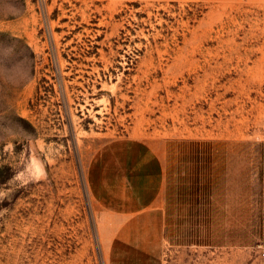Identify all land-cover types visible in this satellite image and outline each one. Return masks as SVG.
Here are the masks:
<instances>
[{"label":"rangeland","instance_id":"obj_1","mask_svg":"<svg viewBox=\"0 0 264 264\" xmlns=\"http://www.w3.org/2000/svg\"><path fill=\"white\" fill-rule=\"evenodd\" d=\"M127 140L163 190L123 224ZM121 252L264 264V0H0V264Z\"/></svg>","mask_w":264,"mask_h":264},{"label":"crops","instance_id":"obj_2","mask_svg":"<svg viewBox=\"0 0 264 264\" xmlns=\"http://www.w3.org/2000/svg\"><path fill=\"white\" fill-rule=\"evenodd\" d=\"M124 142L121 149H117L115 152L116 158L112 161L113 169H109L106 162L105 173L107 178L105 191L107 195L111 193L115 195L112 199L114 200L113 211L121 221L123 220V224L139 214L161 208L160 199L163 190L161 162L155 159L149 165L146 162L142 163L136 159L134 141L127 140ZM124 246V243L111 242L109 250L122 251L127 249ZM131 246L138 248V245ZM149 246H152L153 249L156 248L154 244H149ZM131 256L121 252L116 256L115 261H127L123 264H158L150 261L148 257H139V255L132 253Z\"/></svg>","mask_w":264,"mask_h":264},{"label":"built area","instance_id":"obj_3","mask_svg":"<svg viewBox=\"0 0 264 264\" xmlns=\"http://www.w3.org/2000/svg\"><path fill=\"white\" fill-rule=\"evenodd\" d=\"M264 254V253H263Z\"/></svg>","mask_w":264,"mask_h":264}]
</instances>
